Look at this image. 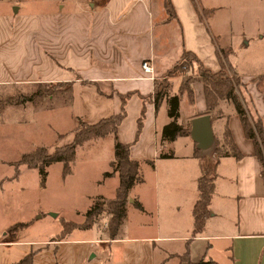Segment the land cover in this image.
Masks as SVG:
<instances>
[{
	"label": "crops",
	"instance_id": "0c3cea01",
	"mask_svg": "<svg viewBox=\"0 0 264 264\" xmlns=\"http://www.w3.org/2000/svg\"><path fill=\"white\" fill-rule=\"evenodd\" d=\"M170 1L175 10L173 17L167 16L163 0H0L2 107L17 97L16 93V96L3 93H10L12 88L29 87L37 89H32L31 100L42 98L41 104L32 105L33 113L40 108L51 111L59 107L70 111V118L93 124L123 111V118L115 129L116 140L129 144L130 158L139 161L141 169L144 166L150 170L156 181L147 191L151 200L143 191L145 188L138 185L130 189V199L124 205L125 215L115 238L109 237L107 228H98L103 233L92 237H71L74 230L83 229L77 227L62 236L59 230L45 236L23 234L21 231L28 225L41 220L40 215L5 222L2 228L0 225V264H80L74 250L67 253V248L61 246L85 242L101 244L104 247L98 248L105 249L111 243L126 241L150 243L148 264H186L179 256L187 250L192 262L203 259L216 264H264L262 161L254 142L245 136L234 103L222 98L212 110L207 109L204 84L196 64L192 71L167 75L180 61L183 51L193 52L205 68L218 72L222 64L217 50L221 49L227 53L226 61L239 77L241 86L235 90L236 94L241 101H246L251 115L262 119L264 133V28L252 27L254 32L247 34V47L241 48L237 37L232 38L236 33L230 19L227 18L226 28L219 24V5L213 4L215 0L212 3L207 0L205 4L211 21L202 19L201 10L192 0ZM146 60L153 66L154 79L141 71L140 65ZM191 76L192 102L185 92L179 93L182 81ZM155 81L168 85L157 108L153 101ZM39 87L57 90L58 95L47 91L35 96ZM64 87L70 92L67 99L61 96ZM177 94L180 100L177 123L182 127L190 131L194 117L209 114L214 135V145L209 150L199 149L190 134L161 141L163 126L172 121L167 115L168 99ZM3 97L6 102L2 103ZM226 130L240 153L238 158L216 156L215 142L223 141ZM73 132L59 138L52 148L69 143ZM108 137L114 144L113 133L97 138ZM160 150L168 154L162 162L166 174L162 178L161 194L156 190L155 174V159ZM197 152L217 158L218 163L208 203L209 215L202 230L193 235L192 211L198 196L197 179L201 175ZM149 160L153 161L152 168ZM115 176L118 177L117 173L106 176V180ZM135 200L141 207L133 204ZM150 212L156 215L152 224L155 234H127L129 213L140 221L135 226L139 230L148 224L143 219ZM17 225L23 226L22 230ZM163 230L165 234H161ZM97 253L93 250L89 259ZM136 261L107 258L100 264H136Z\"/></svg>",
	"mask_w": 264,
	"mask_h": 264
},
{
	"label": "rangeland",
	"instance_id": "374dc122",
	"mask_svg": "<svg viewBox=\"0 0 264 264\" xmlns=\"http://www.w3.org/2000/svg\"><path fill=\"white\" fill-rule=\"evenodd\" d=\"M206 1L192 0V3L199 11L201 10L202 19L211 21L210 11L206 8L208 5H205ZM215 1L216 3L213 4L219 5L217 8L218 19L216 18L219 24L221 23L223 28H226L228 26L227 18H229L233 33H236V36L232 38L235 40L237 37V43L241 45V48L242 46L246 48L248 42L246 40L249 39L247 34L252 35L254 32L252 27L262 26L264 28V0ZM210 2L212 3V0ZM227 6L228 8H226ZM242 33H245L244 37H242ZM32 89L34 88H12L10 93H3V95L17 94V97L12 98L11 102L6 105L7 107L3 108L0 101V225L2 228L5 222H16V220L31 219V217L40 215L41 220L28 225V228L22 230L23 226L17 225L16 227L22 230L23 234L43 233L45 236L51 231H61L62 221L75 223L83 221L86 211L93 204L113 197L114 189L118 185V177L106 180V176H104L106 171H112L108 162L114 152L112 139L109 137L97 138L75 147V159L71 166V174L62 176L60 161L48 165L45 188L40 186L38 170L27 168L18 160L34 147L45 146L49 151H52V144L59 141V138L68 137L80 120L70 118V111L59 107H54L51 111L40 108V111L33 113L32 105L34 103L41 104L42 98L35 97L31 100ZM38 89L41 94L50 91L54 95L57 91L43 90L42 87ZM63 90L61 96L67 99L70 95L69 89L64 87ZM3 102H6V97L2 98ZM58 134L61 135L58 137ZM177 152L179 153V151ZM166 154L165 151L160 150L155 159V174L158 178L156 190L159 191V194L162 193V178L166 174V167L162 166L164 158L167 157ZM147 165L150 164L147 163ZM152 166L151 164L150 167L152 168ZM149 171L144 169V166L142 169L139 167V175L142 179L136 182L133 187L139 185L140 188H145L143 191L149 195L148 198L151 200L147 191H150V187H153L156 181L155 176ZM145 182V185H140ZM51 213H55L56 216ZM132 216L129 213L126 220L130 227V230L126 231L127 234L146 236L155 234L156 231L152 224L155 223L156 215L153 212L147 214V218L143 219L147 220L148 224L139 230L135 226L140 225V221L134 215ZM107 218L108 215L100 216L91 229H76L71 237L99 236L102 231L98 228H107ZM161 234H165L164 230ZM100 246L104 247L101 244L92 243L90 245L85 242H77L62 245L61 248H67V253H72L74 250L77 253L76 261L80 264L83 262L100 264L107 258L110 260L136 259V264H148L147 259L150 256L149 248L151 247L148 242L111 243L109 246L106 245L105 249L98 248ZM93 250L98 252L97 256L89 259Z\"/></svg>",
	"mask_w": 264,
	"mask_h": 264
},
{
	"label": "trees",
	"instance_id": "16d2710c",
	"mask_svg": "<svg viewBox=\"0 0 264 264\" xmlns=\"http://www.w3.org/2000/svg\"><path fill=\"white\" fill-rule=\"evenodd\" d=\"M163 7L168 17H173L175 10H173L170 0H163ZM217 54L221 61V70L213 72L208 68H205L196 54L189 51H183L180 61L172 66L167 72L168 76H173L178 71H192L193 64H196L197 73L201 76L204 89L205 99L208 110H212L219 102L220 99H230L235 106V111L239 115L241 126L244 130L245 136L252 140L255 144L256 154L262 161V171L264 174V133L262 127V119L259 116H253L249 113V109L245 100L241 101L239 95L236 94L237 89L241 86L239 77L228 65L226 58L227 53L221 49L217 50ZM229 69V70H228ZM228 70V71H227ZM192 76L185 78L180 87V92H185L188 96V100L192 102ZM155 93L153 97L155 108L158 107L162 97L167 92V83L162 81L160 83H154ZM35 96H42L40 92H37ZM169 106L167 109V115L172 118V121L163 126L161 134V141H172L179 135H188L189 130L182 127L177 123L179 95L171 96L169 99ZM123 111L115 115H110L107 118L93 123L85 124L80 122L78 127L74 129V135L69 143L54 146L52 151H49L45 146L35 147L29 153H25L18 160L20 164L26 167L36 168L39 173L40 186L45 184L46 167L54 162L62 163V176L71 173V166L73 164L75 150L77 145L88 141L91 138L103 137L110 133L114 134V154L113 159L110 161L112 171H106L104 176L117 173L119 177V184L115 189V194L111 198L103 200V202H96L88 209L84 215L83 221L80 223H74L72 221H62V234L77 228H91L95 221L103 215H108L107 229L110 238H115L117 229L121 224V219L125 215V204L130 199V189L136 182L141 181L142 177L139 175V161L130 158V146L129 144H123L117 142L115 136V129L118 123L122 120ZM216 156L232 155L236 158L240 156L235 144L232 142L230 133L225 131L223 141L216 140L215 142ZM168 156V154H166ZM198 159H200V176L197 179L198 196L195 200L192 216L194 219L192 234L196 235L200 232L204 226L206 218L209 215V200L213 192L215 168L217 166V158L211 156L200 155L196 153ZM149 162L153 165V161ZM148 162V163H149ZM135 206L141 207L135 200L133 201ZM181 261H185L186 264H216L213 260L200 259L197 262H192L188 257V250L185 251L182 256H179Z\"/></svg>",
	"mask_w": 264,
	"mask_h": 264
},
{
	"label": "water",
	"instance_id": "95a60500",
	"mask_svg": "<svg viewBox=\"0 0 264 264\" xmlns=\"http://www.w3.org/2000/svg\"><path fill=\"white\" fill-rule=\"evenodd\" d=\"M190 137L194 140L199 149L202 151H207L209 148L214 145V135L213 130L211 129L210 116L203 115L194 117L190 121ZM55 215V213H51Z\"/></svg>",
	"mask_w": 264,
	"mask_h": 264
},
{
	"label": "built area",
	"instance_id": "2783aa9c",
	"mask_svg": "<svg viewBox=\"0 0 264 264\" xmlns=\"http://www.w3.org/2000/svg\"><path fill=\"white\" fill-rule=\"evenodd\" d=\"M141 71H143L146 75V77L150 79H154L153 75V66L150 63V60L143 61L140 65Z\"/></svg>",
	"mask_w": 264,
	"mask_h": 264
}]
</instances>
